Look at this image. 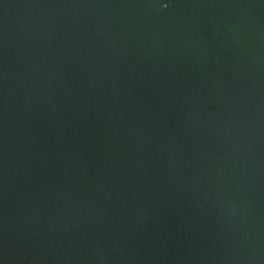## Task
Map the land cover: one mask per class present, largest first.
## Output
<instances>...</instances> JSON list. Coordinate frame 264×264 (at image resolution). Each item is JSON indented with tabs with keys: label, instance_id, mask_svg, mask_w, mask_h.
I'll list each match as a JSON object with an SVG mask.
<instances>
[{
	"label": "water",
	"instance_id": "water-1",
	"mask_svg": "<svg viewBox=\"0 0 264 264\" xmlns=\"http://www.w3.org/2000/svg\"><path fill=\"white\" fill-rule=\"evenodd\" d=\"M0 264H264V0H0Z\"/></svg>",
	"mask_w": 264,
	"mask_h": 264
}]
</instances>
